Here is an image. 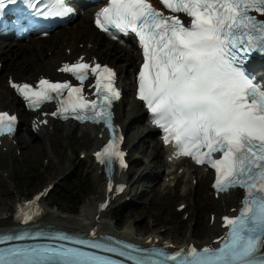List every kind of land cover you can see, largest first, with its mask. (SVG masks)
Instances as JSON below:
<instances>
[{"label": "snow or ice", "instance_id": "1", "mask_svg": "<svg viewBox=\"0 0 264 264\" xmlns=\"http://www.w3.org/2000/svg\"><path fill=\"white\" fill-rule=\"evenodd\" d=\"M25 2L36 16L63 17L73 11L66 0ZM158 2L170 14L149 0H106L95 23L113 39L118 36L111 29L138 37L143 54L138 98L162 129L165 142L174 141L176 155L214 169L218 193L244 190L239 214L222 218L228 230L222 244L218 248L193 245L168 253L160 248L113 247L67 234L24 231L0 234V245H7L0 247V264H264V84L244 68L253 52L264 53V0ZM16 3L0 0V26L6 7ZM16 25L21 31L27 26L21 19ZM59 71L71 74L79 86L43 78L37 86L16 82L11 86L32 109L56 101L54 116L106 124L112 130V140L96 158L109 166L118 160L125 167L124 153L118 149L123 138L116 134L111 112L113 101L120 97L116 72L99 63L90 65L83 58L65 63ZM89 73L96 77V99L91 101L82 94ZM16 122V116L0 113V135L12 133ZM33 207L31 202L21 206L18 216L23 223L38 215V209L25 210ZM40 240L50 242L10 243Z\"/></svg>", "mask_w": 264, "mask_h": 264}, {"label": "rangeland", "instance_id": "2", "mask_svg": "<svg viewBox=\"0 0 264 264\" xmlns=\"http://www.w3.org/2000/svg\"><path fill=\"white\" fill-rule=\"evenodd\" d=\"M4 101V103L0 104V107L11 109L7 104L9 100L6 99ZM127 110H131L128 99L117 109L119 114L124 115V117H119L118 120L125 127L126 123H128L127 120L125 121ZM134 125L144 128V118L140 121H134ZM69 127L68 125L59 124L56 125L52 132L55 133L54 135L48 133L47 135L31 136L26 132L28 129V121L23 123L20 128L19 140L23 139L26 143L42 142L47 152L41 151L35 155L25 157L22 155L24 148L22 144H19V150L13 152L16 158L15 162H12L13 172L6 179L7 181L1 182V189L6 190L4 194L7 195L0 196V209H3V206H1L2 202L10 204L5 209H13L19 196L28 198L50 182L55 183V186L49 197L44 201V205L48 209L57 210L59 208L58 210L62 214L80 215L82 207L87 205L88 202L92 203L94 200L102 199L101 189L98 193L92 191V188L97 185L95 167L90 158L82 160L79 157L83 150L89 153L94 146H85L84 143L80 142L83 138L84 128L72 125L71 127L74 130L68 131ZM49 132L51 133V131ZM60 133H62V139H58ZM68 136L70 137L69 140ZM143 136L145 135L142 133V135L140 134L139 137L134 139L128 137V145L132 149L131 154L133 155V159H138L134 162L131 173L128 174L130 184L132 185L130 195L133 202L115 207L107 215V220H110L118 231L132 226L136 236L161 231L160 234L165 238L172 239L176 242L185 241L190 234L194 237L193 239H197V237L201 236L202 228L208 223V214L215 210L213 207L202 204V202L207 201V198L202 195V192H207L209 195V184H207L209 179L205 184L198 185L196 188L194 196L197 197V200L193 206L197 209L190 211L191 215L186 219V217H183V213L176 211V206L185 200L184 197L189 200L190 193L183 197L176 187L180 198H173L166 201L157 198L158 192L163 193L161 188H163V177L166 175V166H159L157 164L148 165V161L152 157L149 156V154L151 155V147L153 146L151 140L154 138L146 139ZM134 144H137L136 149H133ZM143 150H149L150 152L147 153ZM136 152L137 154H135ZM160 160L162 161V158ZM145 169H148L151 174L146 176L141 175ZM154 170L158 173H155ZM5 174H8V172ZM184 184L182 181L181 188ZM73 189L77 190L76 194H67L65 198H61L59 195V192L62 190L67 193ZM200 189L201 201L199 202ZM139 193H141L140 196ZM75 196L78 197L79 202L75 201ZM208 199L211 202L212 198L208 196ZM234 204L235 202H232L228 206L231 208ZM216 212L221 213V210H215ZM4 214L6 213L4 212Z\"/></svg>", "mask_w": 264, "mask_h": 264}, {"label": "bare ground", "instance_id": "3", "mask_svg": "<svg viewBox=\"0 0 264 264\" xmlns=\"http://www.w3.org/2000/svg\"><path fill=\"white\" fill-rule=\"evenodd\" d=\"M93 11L94 9L91 10V12L88 10L86 15L82 16L81 20L76 24V27L70 28V31H68L69 34L66 35L65 32L64 33L59 32L56 35L52 36V39L48 42H43L40 39H31L30 41L24 44H21L19 42H10L7 45L0 44V54L5 63L3 67V74H0V104L4 103L5 102L4 100L6 99L9 100L7 104L8 106L11 107V110L20 112L19 113L20 121L22 124L29 120L28 113H26L23 110V103L14 95L12 90L8 87V82L6 81V79L8 78L9 75H14L18 80H26L27 78L32 79L33 77L41 73H47L49 76L58 78V75L55 72L56 67L59 66V63L62 60L65 61L68 60L69 58V56L64 52L66 48H71L73 54L74 55L77 54L76 56L82 53H87L89 56L91 55L103 56V57L105 56L108 61L118 66L122 70V72L130 71V69L133 67L136 57H134L131 52L120 49V47H117L116 44L106 43L104 36L96 34V32L90 27L89 22ZM89 41H91L94 44L92 48L86 47L83 50H78L76 48L77 43L79 42L87 43ZM76 56L74 58H76ZM131 84H133L132 81ZM126 88H127V83H126ZM130 105L132 106V108L130 111L127 110L128 111L126 113L127 116L125 117V121L127 120L128 122L126 123V130L128 131L129 138H133V139L137 138L139 137L140 134L142 135V133L144 132L146 133L145 137L151 136L153 134L152 129H146V131H144L143 127L134 125V121H138V120L140 121L145 116V111L141 103H139L135 99H132L130 101ZM0 109H4V108L0 107ZM118 116L124 117V115L121 113L120 114L118 113ZM68 125L70 126L72 124H68ZM87 127L90 131L87 132V134L84 136V138H82V140H80V142L84 143L85 146L88 145L96 146V144L98 142H101V140L96 135H94L93 132L96 130L97 132L98 131L101 132L100 128L90 127V126ZM71 130L72 129L70 127L68 131ZM26 131L29 135L31 134L33 135L30 125ZM69 133L71 134V132ZM47 134L48 133H46V135ZM58 139H62V133L59 134ZM69 139L70 137L68 136V140ZM153 142L154 145L151 152L149 150H143L146 151L147 153L149 152L151 153V155L149 154V156H152V159L149 160L148 165L157 164L159 166H163L164 163L166 162L160 160L162 154V151L160 150L161 142L158 139ZM18 143L22 144L24 148V153L22 155H24L25 157L35 155L37 153H40L41 151H46V149L43 147L42 142L26 143L25 140L18 139ZM19 144L15 146L12 140L11 141L5 140L4 144L0 146V175H1L0 196L7 195L4 194L6 193V190L1 189L2 187L1 182L7 181L6 179H8L9 175L13 172L12 162H15L16 160L13 152L20 147ZM8 146L9 148L5 152L3 148ZM136 148H137V144H134L133 149ZM98 169L99 168H97V171ZM6 172H8V174H5ZM187 173L191 179L195 174L191 171L190 167L186 169L185 174ZM198 173L199 175H197L198 177L197 185L201 186L208 181L209 174L204 171H198ZM96 178H97V182H96L97 185L92 188V191L94 193H98L103 185V190L101 189V193H103L102 199H100L99 201L94 200L92 203L88 202L87 205L82 207L80 215L62 214L59 212L58 210L59 208H57V210L56 209L53 210V209H48L46 207L42 220H44V222H48L51 224L60 225L65 229L71 230L73 232H83L88 230L91 227V225L95 224L94 217L97 214L98 202L104 200L106 180L103 176V172L97 175ZM177 179L181 181V177L179 175H177ZM196 188H194V185H191L187 191L181 193L182 194L181 196H187L189 193L191 194L190 199L187 201L191 204L192 208H194L193 204L197 200V197L195 196L193 197V193L195 194ZM200 191L201 189L199 190V202L201 201ZM202 195H204V197L207 198V201L202 202V204H206L208 207H214L215 210L217 211L221 210V214H224V213H229L227 212V209L230 208V206H228L229 203L235 202L233 206L238 205V200L241 199L243 192L237 190L232 191L228 194L222 195L219 199H215L214 197V200L211 202L208 199L209 195L207 192H202ZM157 198L159 200L166 201L180 197L178 195L176 188L171 189L166 186V191L164 193L158 192ZM1 206H3V209H0V211L1 210L3 211L0 212V229H4L16 225L15 222L13 221V214H12L15 207L13 209H5L7 206L8 207L10 206L9 203H5V202H2ZM4 212L6 214H4ZM107 214L108 211L101 214V223L97 225L103 227L105 230H111L115 234H119L127 238L128 237L136 238L135 230L132 226H128L124 228L122 231H118L115 229L111 221L107 220L108 219ZM221 214L219 215L216 214L215 221L213 224H210L208 222L207 225L202 228L200 237H197V239H193V236L190 234L188 235V238L183 242L184 243L194 242L195 244L201 246L211 242L213 238L221 235L224 231L223 229L220 228ZM208 217L210 220L211 213L208 214ZM156 236L160 237V235L157 234Z\"/></svg>", "mask_w": 264, "mask_h": 264}, {"label": "trees", "instance_id": "4", "mask_svg": "<svg viewBox=\"0 0 264 264\" xmlns=\"http://www.w3.org/2000/svg\"><path fill=\"white\" fill-rule=\"evenodd\" d=\"M59 195L61 196V198H65L67 196V193L64 190H62L59 192ZM74 199L76 202H79V199L77 196H75Z\"/></svg>", "mask_w": 264, "mask_h": 264}]
</instances>
